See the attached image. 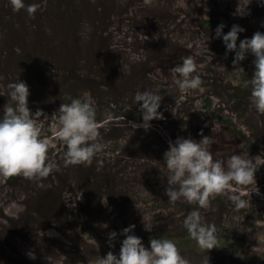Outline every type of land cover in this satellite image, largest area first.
Returning a JSON list of instances; mask_svg holds the SVG:
<instances>
[{"label":"rangeland","instance_id":"obj_1","mask_svg":"<svg viewBox=\"0 0 264 264\" xmlns=\"http://www.w3.org/2000/svg\"><path fill=\"white\" fill-rule=\"evenodd\" d=\"M39 3L30 18L0 0V118L7 85L29 88L28 107L43 111L42 139L58 171L30 181L0 176V264H96L111 251L119 257L121 233L133 234L150 250V239H169L190 264H259L264 259V116L250 107L254 59L233 71L234 52L222 35L234 25L243 39L264 34V0H25ZM227 52V57H226ZM191 55L200 89L182 93L170 69ZM161 97L163 119L142 124L138 91ZM89 93L103 145L91 166H64L66 146L55 136L62 103ZM43 119V117H41ZM212 139L217 159L232 154L255 160L259 194L244 196L236 210L227 197L208 210L165 195L164 153L177 138ZM256 158V159H255ZM199 210L215 225L217 248L202 250L183 226ZM144 217V221H143ZM152 231H145V224ZM91 225L93 228H86ZM117 233L109 247L108 236ZM34 255L30 258L28 253Z\"/></svg>","mask_w":264,"mask_h":264},{"label":"clouds","instance_id":"obj_2","mask_svg":"<svg viewBox=\"0 0 264 264\" xmlns=\"http://www.w3.org/2000/svg\"><path fill=\"white\" fill-rule=\"evenodd\" d=\"M151 0H145L150 3ZM13 12L26 11L30 18L40 8L39 3L26 4L25 0H9ZM225 25H218L216 38L223 39L227 52H234L233 71L237 76L245 74L240 63L250 53L254 59L255 72L251 79L244 81V87H251L250 107L259 116H264V34L256 32L251 39H243L237 48L239 33L244 29L234 25L227 34L222 35ZM226 52V57H227ZM198 70L195 59L191 56L182 58V63L170 69L173 79L182 93H188L201 88L203 80L199 75H193ZM9 98L0 118V176L23 177L35 181L48 177L58 171L55 161L49 159L50 143L42 139L40 124L48 120L47 115L37 110L33 115L28 107L29 88L25 82L18 80L7 85ZM85 99L69 98L70 103H62L57 117L56 138L66 146L63 154L64 166H91L96 154L101 152L103 145L99 142L100 123L96 120V110L88 97ZM134 100L141 104L142 124L129 121L131 128L151 127V121L163 119L158 111L161 97L152 91H138ZM43 117V119H41ZM199 142L195 139L177 138L169 142V148L164 153V165L168 171L165 195L168 202H186L197 205L198 209L208 210L212 201L218 197H227L236 210L248 207L244 196L259 194L255 180V160L242 155L232 154L227 159H217L211 151L212 139L203 136ZM256 159V158H255ZM204 217L199 210L189 212L183 226L191 239L197 242L202 250L217 248L218 235L215 225H204ZM144 221V217H143ZM145 224V222H144ZM135 225L123 229L125 237L117 258L109 251L104 258H99L96 264H190L180 253L176 244L169 239H150V250L143 245L141 238L133 234ZM145 231L152 229L145 224ZM117 238L115 231L108 236L109 247ZM30 258H35L30 252ZM208 264V260L206 262Z\"/></svg>","mask_w":264,"mask_h":264},{"label":"trees","instance_id":"obj_3","mask_svg":"<svg viewBox=\"0 0 264 264\" xmlns=\"http://www.w3.org/2000/svg\"><path fill=\"white\" fill-rule=\"evenodd\" d=\"M86 228H93V227H91V225H87ZM259 264H264V259Z\"/></svg>","mask_w":264,"mask_h":264}]
</instances>
